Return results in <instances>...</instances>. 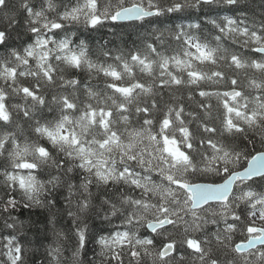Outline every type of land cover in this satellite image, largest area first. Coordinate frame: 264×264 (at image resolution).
<instances>
[{
	"label": "snow or ice",
	"instance_id": "1",
	"mask_svg": "<svg viewBox=\"0 0 264 264\" xmlns=\"http://www.w3.org/2000/svg\"><path fill=\"white\" fill-rule=\"evenodd\" d=\"M0 264H264V11L0 0Z\"/></svg>",
	"mask_w": 264,
	"mask_h": 264
},
{
	"label": "trees",
	"instance_id": "2",
	"mask_svg": "<svg viewBox=\"0 0 264 264\" xmlns=\"http://www.w3.org/2000/svg\"><path fill=\"white\" fill-rule=\"evenodd\" d=\"M241 5L245 8L246 11H248L250 15L255 14L257 19H259L261 12L264 11V0H241ZM228 14L231 15L233 13ZM128 31H131V29H129ZM98 35H105L109 40L113 39V37L107 33L106 29L103 33ZM125 38L130 43L131 40L134 39V36H126ZM15 214L19 217L20 221L25 224L26 228L29 225L32 226L31 231H26V238L33 242V247H38V241L42 236L44 229L49 226L48 211L40 208L20 209ZM62 223L63 221L58 219V226Z\"/></svg>",
	"mask_w": 264,
	"mask_h": 264
}]
</instances>
